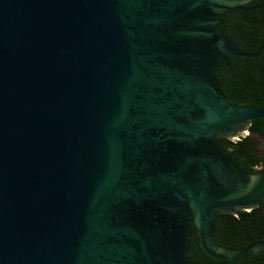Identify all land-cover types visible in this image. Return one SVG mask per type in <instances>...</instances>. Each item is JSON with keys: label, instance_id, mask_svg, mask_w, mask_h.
<instances>
[{"label": "water", "instance_id": "water-1", "mask_svg": "<svg viewBox=\"0 0 264 264\" xmlns=\"http://www.w3.org/2000/svg\"><path fill=\"white\" fill-rule=\"evenodd\" d=\"M250 1L0 0V264H193L194 231L231 264L264 249L217 241L264 199L217 142L264 118L218 77L260 52L218 30Z\"/></svg>", "mask_w": 264, "mask_h": 264}, {"label": "trees", "instance_id": "trees-1", "mask_svg": "<svg viewBox=\"0 0 264 264\" xmlns=\"http://www.w3.org/2000/svg\"><path fill=\"white\" fill-rule=\"evenodd\" d=\"M224 31L242 50L257 52V56L230 55V66L219 75L222 89L227 98L236 104H252L264 107V0H252L243 9L231 11L221 25ZM252 133L264 138V118L254 119L248 125ZM232 159L246 175L264 170V160L252 151L251 136L235 143L224 140ZM261 165V168L258 167ZM248 214L238 211L240 219L233 212H223L219 217L217 241L232 249L247 246L258 238H264V199L249 206ZM188 254L193 264H231L225 259H216L201 246L196 234L190 241ZM237 264H264V249Z\"/></svg>", "mask_w": 264, "mask_h": 264}, {"label": "flooded vegetation", "instance_id": "flooded-vegetation-1", "mask_svg": "<svg viewBox=\"0 0 264 264\" xmlns=\"http://www.w3.org/2000/svg\"><path fill=\"white\" fill-rule=\"evenodd\" d=\"M231 11H236V10H228L222 17V21L220 22L219 24V27H218V30L220 32H223L221 30V25L224 23V17L227 16V14ZM230 55H233V54H228V58ZM230 66V59H229V63H226L224 60L220 59V66L218 68V77L221 73L223 72H226L227 68L225 67H228ZM219 80H220V77H219ZM221 82V81H220ZM222 85V83H221ZM225 93V92H224ZM227 96V95H226ZM249 125V124H248ZM248 125H245L243 127H239L238 129H236L234 132L230 131V130H222L218 135H217V142L218 144L222 147L224 153L227 154V156L238 166V164L236 163V161L234 159H232L226 149V146H225V143H224V140H228L230 142H233L232 139L230 137L232 136H235V135H239L240 133H242L245 129H247L250 133H251V141L253 142L252 143V151L257 154V157L259 159H262L264 160V149L260 148V145H262L264 143V138L262 137H259L258 134L256 133H252L249 128H248ZM262 140V141H260ZM235 143V142H233ZM239 167V166H238ZM258 167H261V165H258ZM240 168V167H239ZM240 170L245 173L241 168ZM246 175V174H245ZM250 175V174H249ZM225 212H228V211H225ZM223 213V212H222ZM221 215V214H220ZM220 217V216H219ZM218 223H219V220H218ZM193 229V228H192ZM198 235L199 236V239H200V243H201V238H200V235L197 231H194L193 234L190 236V241H191V238L194 236V235ZM202 246V244H201ZM203 247V246H202ZM190 249H191V245H190ZM204 249V248H203ZM190 252V250H189ZM188 252V254H189ZM189 257V256H188Z\"/></svg>", "mask_w": 264, "mask_h": 264}, {"label": "clouds", "instance_id": "clouds-1", "mask_svg": "<svg viewBox=\"0 0 264 264\" xmlns=\"http://www.w3.org/2000/svg\"><path fill=\"white\" fill-rule=\"evenodd\" d=\"M251 133L245 129L242 133H240L239 135H235L230 137L232 139L233 142H237V141H241L242 139L247 138L248 136H250ZM238 211H243L245 213L250 214L253 209L251 207H244V208H240ZM238 211H233L232 215L236 218V219H240V216L238 214Z\"/></svg>", "mask_w": 264, "mask_h": 264}, {"label": "rangeland", "instance_id": "rangeland-1", "mask_svg": "<svg viewBox=\"0 0 264 264\" xmlns=\"http://www.w3.org/2000/svg\"><path fill=\"white\" fill-rule=\"evenodd\" d=\"M260 141H262V140H260ZM260 148L264 149V143L262 145H260Z\"/></svg>", "mask_w": 264, "mask_h": 264}, {"label": "bare ground", "instance_id": "bare-ground-1", "mask_svg": "<svg viewBox=\"0 0 264 264\" xmlns=\"http://www.w3.org/2000/svg\"><path fill=\"white\" fill-rule=\"evenodd\" d=\"M255 180H256V177L252 178V181L251 182L253 183Z\"/></svg>", "mask_w": 264, "mask_h": 264}, {"label": "built area", "instance_id": "built-area-1", "mask_svg": "<svg viewBox=\"0 0 264 264\" xmlns=\"http://www.w3.org/2000/svg\"><path fill=\"white\" fill-rule=\"evenodd\" d=\"M259 168H261V167H259Z\"/></svg>", "mask_w": 264, "mask_h": 264}]
</instances>
